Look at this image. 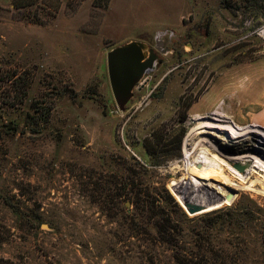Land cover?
Listing matches in <instances>:
<instances>
[{"label": "rangeland", "instance_id": "obj_1", "mask_svg": "<svg viewBox=\"0 0 264 264\" xmlns=\"http://www.w3.org/2000/svg\"><path fill=\"white\" fill-rule=\"evenodd\" d=\"M13 1L0 0V264H264V172L232 160L264 141L225 129L264 111V0H59L55 17L56 0ZM136 42L155 61L120 111L107 54ZM193 184L209 210L188 212Z\"/></svg>", "mask_w": 264, "mask_h": 264}, {"label": "water", "instance_id": "obj_2", "mask_svg": "<svg viewBox=\"0 0 264 264\" xmlns=\"http://www.w3.org/2000/svg\"><path fill=\"white\" fill-rule=\"evenodd\" d=\"M159 46H163V42L157 43V51H161ZM144 47L141 43H130L113 49L107 54V71L117 108L120 111L125 109V106L132 97V91L140 82L144 72L148 66L155 61V54L150 51V56L145 57ZM241 169V168H240ZM230 200V197L227 198ZM190 214L201 211L200 206H189L186 204Z\"/></svg>", "mask_w": 264, "mask_h": 264}, {"label": "bare ground", "instance_id": "obj_3", "mask_svg": "<svg viewBox=\"0 0 264 264\" xmlns=\"http://www.w3.org/2000/svg\"><path fill=\"white\" fill-rule=\"evenodd\" d=\"M143 52L145 55V51H143ZM145 57H146V55H145ZM152 68H153V64L148 66L147 70H150ZM214 115L216 116V118L217 117L221 118V112H216V113H214ZM254 120H255L254 125H251L249 127L236 128L233 125H229L225 129L228 132H230L232 138H234V139L244 138V137H247L250 135H258L260 140L264 141V111H263V113L258 115ZM255 124H256V126H255ZM198 146H202L201 142L198 144ZM206 152H208V151H206ZM202 155L203 154H201L198 157V160L200 159V161L202 163L204 161V164L211 167V169L207 170L209 172L210 176H214V175L221 176L222 175L221 171L225 170V165H226L225 161H221L217 155L211 154L209 152L207 154H204V156H202ZM257 155H259V156L255 157L253 155H242V156L234 157V158H232V160H234V161L236 160L238 165L240 164V162L241 163L243 162L242 165H245V166H248V163L252 162L253 165H252L251 169H249V172L251 173V176H253L254 174H256L255 170H260V169L264 170V151H260V153H258ZM242 165H240L241 169H242ZM263 170H262V172H264ZM205 172H206V170H205ZM232 173L235 174L236 176L239 175L238 172L236 170H234L233 168H232ZM193 185L185 186L182 189L181 193H182L183 197L186 199L187 203L190 206H202L204 212L209 210L211 207L207 206L206 204H209V202H211L214 199L212 197L211 193L209 192V190H207V188H204L205 186L203 184L201 186L200 185H198V186L194 185L193 186ZM185 199H184V201H185Z\"/></svg>", "mask_w": 264, "mask_h": 264}, {"label": "trees", "instance_id": "obj_4", "mask_svg": "<svg viewBox=\"0 0 264 264\" xmlns=\"http://www.w3.org/2000/svg\"><path fill=\"white\" fill-rule=\"evenodd\" d=\"M38 1L39 0H14L13 1V4H14L15 8L20 9V8H23V7H28V6L35 5L36 3H38ZM79 1H84V0H79ZM42 2L44 3V1H42ZM56 2H58V3H56V5H54V6L53 5L50 6V4H48V3L45 4L44 3L45 4L44 6H45L46 9H48L51 17H55L56 14H57V12L60 9L59 0H56ZM110 2H111V0H93L92 1V4H93L94 7H108L109 4H110ZM52 6L54 8H51ZM20 93H22V95L20 97L18 96V98L16 96V98L13 99L14 102L16 100L21 102L22 99H23V97L26 96L25 95V90H22V92H20ZM184 101H185L184 100V97H181V99H180V106H182L185 103ZM13 104H14L13 102H8V105H13ZM38 105H39V102H37V101H35L32 104V108H33V110L35 112H38L39 111V109H38L39 106ZM190 105H191V103L186 104V109L187 110L189 109ZM50 114H51V108H49L46 111V115H45V118H44L45 119V122H48L49 121ZM26 120H27V122H28V120H35V117H32L29 114H27ZM16 129H17L16 127L13 128V130H16ZM0 136H1V134H0ZM145 146H146L147 150L150 151L151 148H150V145L148 143V140L145 141Z\"/></svg>", "mask_w": 264, "mask_h": 264}]
</instances>
